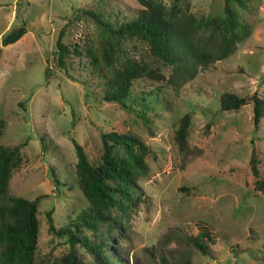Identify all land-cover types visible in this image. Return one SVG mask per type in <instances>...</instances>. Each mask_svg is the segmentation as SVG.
Returning <instances> with one entry per match:
<instances>
[{"label":"rangeland","instance_id":"374dc122","mask_svg":"<svg viewBox=\"0 0 264 264\" xmlns=\"http://www.w3.org/2000/svg\"><path fill=\"white\" fill-rule=\"evenodd\" d=\"M244 2L245 8L230 2L250 29L232 55L178 87L140 80L122 107L103 96L105 83L125 59L145 62L165 77L171 67L136 38L115 41L86 12L114 24L136 15L137 0H0V144L19 145L22 156L8 191L27 200L41 197L31 264H61L70 249L83 264H93L92 253L72 243L70 234L119 253L127 264H161V258L165 264H264V195L254 189L249 167L254 150L264 179V117L254 131L252 103L221 111L219 102L223 93H255L264 100V0ZM223 4L189 0V11L196 18H222ZM19 27L25 34L3 46L1 40ZM60 32L70 49L63 69L56 60ZM107 45L113 46L112 68L102 59ZM186 114L188 151L181 153L174 134ZM112 131L135 136L149 148L147 172L137 180L142 201L128 212L109 210L120 227L102 224L93 235L75 227L88 203L76 184L72 141L97 166L100 135ZM112 149L124 155L119 145ZM48 213L57 231L71 233L50 232ZM200 227L207 231L206 256L184 239Z\"/></svg>","mask_w":264,"mask_h":264},{"label":"trees","instance_id":"16d2710c","mask_svg":"<svg viewBox=\"0 0 264 264\" xmlns=\"http://www.w3.org/2000/svg\"><path fill=\"white\" fill-rule=\"evenodd\" d=\"M233 1L240 8H245L244 0H224V17L196 18L189 11V0H171L166 5L162 0H137L140 9L131 19L116 20L114 24L104 22L100 14L86 12L98 25L117 42L134 38L148 46L151 56L171 67L169 77L158 70L150 68L142 61L125 59L122 66L112 72L105 83L103 99L117 102L122 107L135 83L146 80L148 83L165 81L174 87L192 81L197 74L208 67L224 60L236 50V45L250 34L246 24L238 21V15L230 6ZM25 34L19 27L7 34L1 43L3 46L17 42ZM63 32L56 40L57 64L65 67L70 49L64 45ZM105 65L112 68L113 46L107 45L102 52ZM94 63L95 59H91ZM48 69L45 70L47 73ZM220 110H238L241 106L252 103V126L256 131L264 117V100L255 93L249 97H238L233 93H223L220 98ZM190 124L189 114L184 115L174 134L175 143L181 153L188 151L187 137ZM4 130V122L0 118V139ZM100 162L93 166L87 158L83 147L72 141L75 155V180L81 194L88 203L87 209L78 216L76 228L84 227L93 235L99 234L102 224L110 227L120 223L111 217L109 210L128 212L130 208L142 201V189L138 185V177L145 175L147 164L145 158L149 153L148 146L139 138L130 134L108 132L100 135ZM112 144L123 149V156L113 153ZM22 162L20 146H3L0 144V264H31L37 249L38 220L37 209L41 197L27 200L9 194V181L12 173ZM249 167L255 178L254 189L264 195V179L259 176L254 150L251 151ZM58 183V180L55 179ZM48 228L56 234H66L68 228L56 230L50 213L47 214ZM207 231L198 228V234L186 236L185 242L206 256L209 245L206 241ZM72 243L78 241L93 255V264H127L119 253L109 252L105 246L91 245L84 236L73 237ZM101 243L103 237L100 238ZM161 264H165V262ZM187 264L188 262H182ZM61 264H83L75 251L70 249L63 256Z\"/></svg>","mask_w":264,"mask_h":264}]
</instances>
